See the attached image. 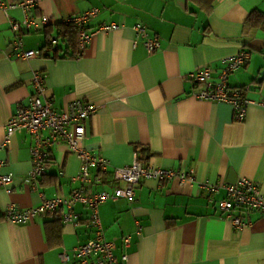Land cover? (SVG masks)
<instances>
[{
  "label": "crops",
  "instance_id": "obj_1",
  "mask_svg": "<svg viewBox=\"0 0 264 264\" xmlns=\"http://www.w3.org/2000/svg\"><path fill=\"white\" fill-rule=\"evenodd\" d=\"M95 8L89 21L95 34L81 54L71 55L76 48L59 35L61 26ZM255 10L264 13V0H39L32 12L38 28L20 31L26 50L41 51L33 58L15 54L17 33L0 10V177L14 176L10 191L0 186V264H78L75 248L97 236L91 209L81 203L76 222L64 221L62 211L24 224L5 219L11 203L28 208L81 185L74 181L81 160L66 141L45 147L48 172L37 187L28 180L36 139L15 133L5 143L10 119L31 102L38 72L45 76L43 99L56 110L78 98L98 106L85 121V146L110 165L92 169L89 191L125 186L114 169L131 165L138 154L155 166L193 170L202 182L251 178L264 193V26L250 23ZM11 16L19 19L21 10ZM138 23L160 38L157 50H148ZM109 24L115 26L105 29ZM50 37L58 43L48 45ZM243 48L250 59L229 83L249 86L251 103L246 118L237 120L231 103L200 98L203 86L190 76ZM219 73L213 69L212 79ZM225 195L222 189L210 199L202 188L145 179L134 199L102 204L105 236L116 244L115 264H264V213L237 211L251 221L237 229L218 206Z\"/></svg>",
  "mask_w": 264,
  "mask_h": 264
},
{
  "label": "built area",
  "instance_id": "obj_2",
  "mask_svg": "<svg viewBox=\"0 0 264 264\" xmlns=\"http://www.w3.org/2000/svg\"><path fill=\"white\" fill-rule=\"evenodd\" d=\"M39 0H20L18 2H0L2 10L10 19L11 28L17 33L14 42L15 54L18 57L33 58L40 55L41 51L24 48L21 30L29 31L38 28L39 23L33 17V9L38 5ZM16 9L21 10V17L16 19L11 16ZM99 9L95 8L85 13L77 14L66 20L73 23L77 28L78 50L81 54L90 43L94 32L89 30V21L97 15ZM45 18L43 23H47ZM115 25H106L110 29ZM138 35L146 37V47L150 52L161 46L158 36H152L148 28L142 23L135 26ZM58 43L55 39L52 44ZM51 47L48 49L50 50ZM250 51L241 49L238 53L217 59L205 65L201 72H193L191 79L196 86L203 87L198 92L202 99L228 102L235 108L237 120H244L247 116L248 106L251 100L246 96L249 86L242 88L232 87L229 83L231 74L241 69L250 59ZM213 69H219V79L213 80ZM46 90L45 76L43 73L35 75V92L32 94L30 104L23 106L10 119L7 127L5 143L11 141L15 133H21L36 139V146L32 151L34 166L28 173V180L37 187L38 178L48 172V152L46 146H52L58 140L68 143L70 149L80 158L81 170L74 181L81 182V185L74 188L70 194L53 198H44L38 205L28 208H20L17 204L11 203L5 208V219L14 223H27L38 216L56 217L60 211L63 212V219L66 222H76L78 215L75 211L77 204L81 203L91 209V225L96 228L97 236L88 242L75 248V256L79 259L78 264H115L116 244L106 238L100 207L102 204L118 200L120 198L134 199L136 185L145 179H158L169 184L176 183L178 187L186 189L205 190L210 199L214 194L224 189L226 195L218 200V206L225 218L230 220L237 229H244L251 224L249 218L238 214L239 210H253L264 213V193L261 185L247 177L241 178L236 183H209L202 182L197 178L193 170H177L162 166H155L140 159L136 154L131 165L116 167L114 176L118 180L126 182L123 187H116L114 190H101L98 192L89 191V184L92 182V169L101 168L106 170L110 165L105 156L95 153L85 146L87 129L85 121L98 110L96 103L85 99H74L66 108L58 111L53 107L51 100H44ZM49 130L50 136L44 137V132ZM4 162L0 161V165ZM12 174H4L0 177V186L11 190L9 185L13 182ZM100 180V177L97 178ZM131 237H124L125 246H129ZM65 261L70 259L69 253L65 250L62 253ZM125 259L128 254H125Z\"/></svg>",
  "mask_w": 264,
  "mask_h": 264
},
{
  "label": "trees",
  "instance_id": "obj_3",
  "mask_svg": "<svg viewBox=\"0 0 264 264\" xmlns=\"http://www.w3.org/2000/svg\"><path fill=\"white\" fill-rule=\"evenodd\" d=\"M250 23L254 26H264V13L261 12L260 10H255L250 17ZM60 29L59 35H61L62 37L65 38L66 41H68L69 47L70 46H75L76 49H74L71 52V55H75L79 50H78V35H77V28L76 25L73 23H69V24H63ZM55 37H50V39L48 40V45L52 43V39ZM76 50V51H75ZM67 54L70 55V52H66ZM48 163V161H47Z\"/></svg>",
  "mask_w": 264,
  "mask_h": 264
},
{
  "label": "water",
  "instance_id": "obj_4",
  "mask_svg": "<svg viewBox=\"0 0 264 264\" xmlns=\"http://www.w3.org/2000/svg\"><path fill=\"white\" fill-rule=\"evenodd\" d=\"M263 75H264V72H263Z\"/></svg>",
  "mask_w": 264,
  "mask_h": 264
}]
</instances>
